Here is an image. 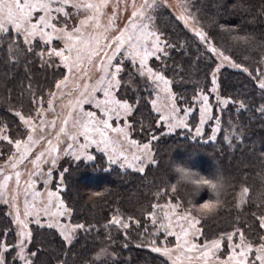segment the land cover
I'll return each instance as SVG.
<instances>
[{
  "label": "trees",
  "instance_id": "1",
  "mask_svg": "<svg viewBox=\"0 0 264 264\" xmlns=\"http://www.w3.org/2000/svg\"><path fill=\"white\" fill-rule=\"evenodd\" d=\"M187 2L198 21L196 27L202 28L213 44L233 62L247 67L254 75L256 67H264V63H259L264 58V15L261 14L264 0H243L245 7H250L249 11L235 6L237 0ZM153 18L158 31L178 45L170 50L163 74L172 80V90L181 112L185 108L194 109L191 119L195 123L200 103L192 98L198 96L201 89L210 94V73L217 67V60L167 7H158ZM241 36H247L249 43L234 38ZM8 44V40H0V126H7L10 138H22L17 135L22 121L15 113L31 115L37 107L32 103L34 97H43L42 109L49 106L50 93L63 79L66 70L55 57L58 67L42 66L41 59L28 53L22 42L18 41V46L14 45L11 50ZM125 64L120 74L122 80L128 79L132 71L127 61ZM151 67L159 69L160 62L153 60ZM134 83L135 90L122 87L118 94L135 105L130 119L133 137L141 143L147 142L150 134L158 137L152 142L156 163L143 173L112 167L101 155L93 163L68 165L63 177L62 198L72 209L71 222L95 227L91 231L79 230L72 244L66 246L55 229L33 226L28 247L29 253H36L32 264H169L149 246L152 239H156L159 245L164 239L163 233L158 237L147 233L141 235L146 226L145 215L153 210L152 205L169 201L179 202L182 209L191 210L192 215L201 221L203 241L231 232L234 227L241 228L254 244L260 235H264L252 215L253 212L264 215V162L261 160V154H264V115L256 111L264 105V91L238 68H225L219 72L221 96L231 101H243L246 108L238 111V103L230 102L221 115L222 132L216 142H206L209 128L205 139L194 138L187 131L166 134L161 123H157L159 115L152 108L154 92L144 88L143 79H136ZM0 145L2 163L13 148L6 141H0ZM177 169L213 181L222 178L224 187L217 197L206 187L197 189L189 180L183 179ZM242 187H247L249 192L245 197L247 202L238 209L236 205ZM94 193L101 195L95 196ZM217 199L220 203L214 212L204 214L199 211L202 202L215 203ZM113 215L140 220L141 226L127 230L113 226L105 230L104 225ZM147 227L149 232L155 231L150 222ZM109 234L111 240L107 238ZM0 239L8 245L16 240L14 225L4 206L0 207ZM102 249L107 250V255L97 259ZM3 255L6 264H22L21 260L11 259L16 250Z\"/></svg>",
  "mask_w": 264,
  "mask_h": 264
},
{
  "label": "snow or ice",
  "instance_id": "2",
  "mask_svg": "<svg viewBox=\"0 0 264 264\" xmlns=\"http://www.w3.org/2000/svg\"><path fill=\"white\" fill-rule=\"evenodd\" d=\"M118 2H123V0H118ZM108 3L109 0H0V40H8L10 50L14 45L18 46V41L22 42L28 53H32L41 59L42 66L58 67L59 65L53 59L58 57L66 69L63 79L55 84V89L61 90V95L64 94L63 89L73 83L69 79L70 76L75 77L77 73H80L79 79H90L88 74L93 66L99 74L92 85L85 83L81 88L78 83L75 84L79 95L74 101L69 102L70 110L62 120L59 131L55 134L56 144H53L51 139H46L43 134L45 127L54 128L56 123L55 119L46 120L44 118L41 107L43 97L33 98L32 103L37 107L31 115L25 116L19 111L15 113L22 121V127L17 135L26 138H10L7 134V126H0V141H6L8 145L14 148L5 165V167L13 170L15 176L16 189H14L15 194L12 196L13 201L20 195L22 172L18 170V165L23 164L28 159L36 144L41 141L47 144L43 151H40L34 159L29 161L33 165L34 171L28 172L29 178L23 188L24 215H33V212L29 211L31 207L36 216L42 212L44 215L52 217L53 221L48 223L47 227H58L66 246L72 244L78 230L91 231L95 226H86L83 223L61 224L59 217H70L72 209L68 208L59 198L58 192H48L47 199H43V194L35 190L36 180L33 179L34 176L46 175L47 179L44 181L46 184L52 178V167H55L58 159V155L54 154L61 152L60 144L63 143L60 139L61 135L68 141L63 149L64 155L74 156L76 160H80L85 149L91 145H96L101 152L110 149L109 163L116 164L119 157L120 167L123 168L127 165L129 168L143 173L146 163H156L153 159L152 142L158 137L150 134V139L144 143L131 139L129 130L132 128V124L127 120V117L132 115L135 105L118 97L117 93L120 92L121 88L135 90L134 81L143 79L144 88L152 89L156 93L157 99L151 103L160 113L157 123L159 124L161 121L167 123L170 131L177 127L187 128L188 124L185 123V120L188 113L194 110L193 108L183 109L184 118L177 119L176 114L181 111V108L177 107V97L170 90L172 80L163 74L167 67L165 61L170 56V50L178 47L177 44L170 42L164 33L153 26V13L161 6L163 0H142L139 5H137L136 0H132V11L127 23L119 28L118 34L112 36L111 39L95 31L101 28L102 9L106 8ZM181 3L183 11L179 19L184 21L186 26H188L189 21L198 23L195 13L189 10L187 0H181ZM53 5L56 6L53 7ZM69 5L78 12L83 10L86 13L85 18L80 19L78 24L72 26L70 30V13L66 11V7ZM235 6L244 11L250 10V7H245L243 0H237ZM261 14L264 15V11ZM115 20L116 13L114 11L109 18L108 28H105V32L114 27ZM89 26L94 31H89ZM220 28L224 30L223 25ZM191 30L207 46L208 50L221 60V63L210 73L212 87L208 93L218 92L216 74L223 66L224 61H228L232 67L242 70L256 83L258 89L264 91V67H256L254 75L247 67L232 62L229 56L213 44L211 38L202 28L193 27ZM232 30L228 29V31ZM234 38L249 43L247 36ZM54 40L63 41L64 47L59 49L52 47ZM179 46L182 47L183 45ZM37 48L40 50L36 51ZM14 56L15 53H13V58ZM150 59L160 62V68L151 67L149 65ZM125 61L132 71L128 79L122 80L120 74L126 67ZM94 62L96 63L94 64ZM259 63H264V58ZM177 69L179 70V66ZM27 87L31 89V85ZM95 93H101L102 98ZM160 93L164 94L163 97ZM56 98L55 91L50 93L49 109L52 108V100ZM192 99L194 102L198 100L201 105L199 126L194 129L195 136L200 137L203 125L207 120L213 119L211 116L212 105L209 103L210 95L205 94L201 89L198 96H194ZM214 99H219V97H214ZM157 100L162 101L161 107H156ZM230 102L238 103V111L246 108L243 101H231L230 98L220 101L224 105ZM84 105H94L101 115H97V112L94 111H85ZM256 111L264 115V105H261ZM36 118L39 120L38 124L35 122ZM121 120L125 121L123 126L119 124L114 126V121L119 122ZM216 120V128L212 129V135L206 142H212L216 139L215 133L220 130L219 113H217ZM171 121H175V123ZM69 122H71L70 127ZM38 132L39 134H37ZM109 133L115 135L110 136ZM79 137H84L86 142L79 143ZM129 148L137 150L131 154V159L126 154ZM0 155L3 154L0 153ZM85 158L88 161L95 159L93 155H86ZM261 160L264 162V154H261ZM42 164L50 165L46 174L41 167ZM64 171L66 172L67 169ZM177 171L183 179L189 180L197 189L206 187L212 190L217 197L220 194V189L224 187L222 178L217 177L213 181L196 176L195 173L186 172L184 169H177ZM4 172L5 169L0 167V177H2L0 178V199L4 203H8V186L13 176L4 174ZM59 181L58 189L62 186L63 172L59 174ZM171 190L174 192L175 188L173 187ZM248 192L247 187H242L239 202L236 205L238 209L247 202L245 197ZM94 195L99 196L101 193H94ZM156 195L159 196L160 193ZM37 198H41L39 199V206H37ZM219 203L218 199L215 203L212 201L202 202L199 211L204 214L212 213L217 209ZM152 209L145 215L146 226L141 235L147 233L150 236L158 237L162 232L164 239L160 241L159 246H157L156 239H152L149 246L152 252L161 253L172 260V264H184V262L187 264H264V235H260L259 241L254 244L245 236L241 228L234 227L231 232L221 233L215 239H206L202 243H197L195 241L203 235V229L196 227L200 220L192 215L191 210L182 209L179 202L172 203L171 201L164 204L154 203ZM252 215L258 221V228L264 231V215H257L255 212ZM15 222L20 226L17 242L8 245L3 239H0V264H6V257L3 253L12 250H16V255L11 257L12 260L18 259L24 261V264H32L30 257H34L36 253L31 252L25 255L26 244L31 239V232L28 230V224L20 219L18 207L16 208ZM34 222L40 224L39 219H35ZM147 222L155 227L154 232H149ZM113 226L127 230L132 226L139 228L141 222L132 217L124 218L120 215H113L104 225V228L108 230ZM125 235H127L126 232ZM169 236L175 238V244L172 248L167 247L164 242ZM107 238L111 240V235L109 234ZM124 246L127 247L126 244ZM140 246L137 245V247ZM225 249H227L226 252ZM221 252H225L223 258L220 256ZM173 253H175L174 256ZM101 255H107V250L102 249L101 253L97 255V259H100Z\"/></svg>",
  "mask_w": 264,
  "mask_h": 264
},
{
  "label": "rangeland",
  "instance_id": "3",
  "mask_svg": "<svg viewBox=\"0 0 264 264\" xmlns=\"http://www.w3.org/2000/svg\"><path fill=\"white\" fill-rule=\"evenodd\" d=\"M142 2V0H136L137 5H139ZM132 0H123V2H118V0H109L108 6L104 9H102L103 15L100 17V24H101V28L95 31H98L99 33H102L104 36H106L108 39H111L112 36L117 35L118 34V29L122 28L126 23H127V19L131 14L132 11ZM162 6L167 7L172 13L173 15L187 28L190 30L191 33H194V31H192L191 29L193 27H196L195 22L193 21H189L188 26H186L184 24V21L179 19V16L182 14L183 8H182V3L181 0H163V3L161 4ZM56 5H53V7H55ZM66 11H68L70 13V27L69 30L71 29L72 26H75L78 24L80 19H84L86 13L83 12V10H80L79 12L76 9H73L70 5L66 7ZM115 11L116 13V20H115V25L113 28L108 29L107 32H105V28H108V21L109 18L113 15V12ZM154 14V13H153ZM37 15H39V13H37ZM153 26L156 28L155 24H154V19H153ZM157 29V28H156ZM158 30V29H157ZM89 31H94L90 26H89ZM102 42H104L102 40ZM52 47L55 48H63L64 47V43L63 41L60 40H54ZM205 49L208 50L207 46L205 45ZM210 52V51H209ZM217 60V66L221 63V60L219 57H217L214 53L210 52ZM59 64L63 67V65L60 63V59L58 57H55ZM155 59H150L149 60V65L151 66L152 61ZM232 61V60H231ZM126 62V61H125ZM233 62V61H232ZM96 62H94L95 64ZM64 68V67H63ZM225 68H229V69H237L231 66V63L228 61H224L223 62V66L220 67L219 72H221L223 69ZM65 69V68H64ZM66 70V69H65ZM219 72L216 74L217 75V84H218V74ZM89 77L85 78V79H79L80 77V73H77L75 77L70 76L69 79L73 81V83L69 84V86L67 88L63 89V95H61V90L59 89H55L54 91L56 92L57 98L52 100V108L49 109V106H47L46 108L42 109L44 112V118L46 120H53L55 119V127H45L44 128V135L46 137V139H51L53 144H56V139H55V134L59 131V128L62 126V120L64 119V117L67 115L68 111L70 110V105L69 102L70 101H74L76 99V97L79 95L78 90L75 87V84L78 83L81 88L83 87V85L85 83L92 85L95 83L96 78L98 77V73L95 70V67L93 66L91 68V70L89 71ZM170 90L171 92L174 94L173 90H172V85H170ZM95 95H97L98 97L102 98V94L101 93H95ZM118 97L119 94L117 93ZM161 97H163V93H160ZM210 99H209V103L212 105V112H211V116L213 117V119L207 120L206 123L203 125V130H202V135L200 137H196L195 133H194V129L195 127L199 126V120H200V107L198 109V115L196 116V118H194L195 123L192 122L191 116L194 114V111H191L190 113H188L187 115V119L185 120V123L188 124L187 128H183V127H177L174 128L173 130H169L167 123L161 121V125L164 127L165 129V133L166 134H174L176 132H180V131H187L190 132L194 135V138H200V139H205V135L207 133V129H210V135L208 136V138L212 135V129L216 128V124H217V113H219V128L220 130L217 131L215 133L216 135V139L215 141L212 142H216L219 134L222 132V112L226 109V107L229 105V103L227 105H224L222 103H220L221 100L225 99L221 96V92H220V88L218 85V92L216 93H210ZM219 97V99H214V97ZM212 97L213 100L212 101ZM120 98V97H119ZM156 93L154 92L153 100H156ZM177 105V102H176ZM162 106V101L161 100H157V104L156 107H161ZM178 107V105H177ZM152 108L154 110V112L160 116V113H158L156 111V108L153 107ZM54 109V111H53ZM84 110L85 111H94L97 112V115H101L99 113V111L95 108L94 105H84ZM185 113L183 112H178L176 114L177 119H183L184 118ZM132 115H130L129 117H127V120L130 121ZM35 122L38 124L39 120L38 118L35 119ZM172 123H175V121H171ZM125 123L124 120H121L119 122H113L114 126H116L117 124L123 126ZM132 124V123H131ZM71 126V122H69V127ZM133 128V127H132ZM132 128L129 130L130 132V137L131 139L136 140L133 137V130ZM39 134V132L37 133ZM95 136V134H93ZM110 136L115 135L112 133H109ZM22 138H26V137H22ZM35 138V137H34ZM208 138H206L205 140H208ZM61 141H63V143L60 144V148H61V152L59 154H54V155H58V159L56 162L55 167H52V178L48 180V182L45 184V179H47L46 175H42L41 177H33L34 180H36V185H35V190L39 191L43 194L42 198L43 199H47V193L48 192H58L59 194V198L63 200L62 198V192L64 190V182L62 181V186L58 189L57 185L58 183H60L59 181V174L61 172H63V177H64V173H65V169H67V166L70 165L71 163H77V162H86V163H93L96 161L97 157L99 155L103 156L106 161L108 162V165L112 166V167H118L122 170H131V171H135L133 168H129L127 167V165H125V167H120L119 164V160L120 158H117V163L116 164H111L108 161V155L110 152V149L108 151L105 152H101L96 145H91L89 148L84 150V155H81V159L80 160H76L74 156H69V155H64L63 149L65 147V145L68 143L67 140H65V138L63 137V135H61L60 137ZM137 141V140H136ZM86 141L84 140V137H79V143H85ZM141 143V142H140ZM75 146V145H74ZM47 147V144L44 141H41L40 143L36 144L31 152V155L28 157L27 160L24 161L23 164L18 165V170H21L22 174H21V184H20V195L18 196V198L13 201L12 200V196L15 194L14 193V189H16V184H15V176H14V172L11 168H7L5 167L6 165V161L7 159L0 163V167H3L5 169L4 174H10L13 176L12 180L9 181V186H8V196H7V200L8 203H4V201L2 199H0V207L4 206L7 208L8 211V215L12 220V223L14 225V229H15V233H16V240L15 243L17 242V233L20 231V226H18L15 222V214H16V208L18 207L20 210V219L24 220L27 224H28V230L31 232V238H32V228L33 226H40V227H47V224L53 221V218L50 216H46L44 215L42 212L40 213L39 216L35 215V211L30 207L29 211L33 212V215L30 216H25L24 215V194H23V188L26 186L25 182L28 180V172L29 171H34L33 165L31 163H29L30 160L34 159L35 156L40 152L43 151L45 148ZM103 147V146H101ZM13 148V146H12ZM14 151V148L11 150L10 155L12 154V152ZM137 150L135 148H129L128 152L126 153L127 155H129V159H131V154L136 152ZM152 151H153V159L155 160V152L154 149L152 147ZM86 155H93L95 157V159L93 161H88L85 157ZM115 155V154H113ZM155 164V163H154ZM152 164H145V170L147 169L148 166H150ZM41 167L44 170V173L46 174L50 165L48 164H42ZM213 168V167H212ZM137 172V171H135ZM145 172V171H144ZM2 178V177H0ZM39 199L41 198H37V206H39ZM64 202V200H63ZM54 203H55V199H54ZM64 204L66 205V203L64 202ZM67 206V205H66ZM68 207V206H67ZM53 210H55L53 208ZM71 216L70 217H59V221L61 224L64 223H69V224H74L71 222ZM35 219H39L40 220V224L35 223ZM197 228H202L201 227V221L198 225H196ZM48 228V227H47ZM52 229H55L56 231H58V233L60 234V229L58 227H53ZM178 230V229H177ZM79 232V230L77 231V233ZM77 233L75 234V237L77 235ZM61 235V234H60ZM62 236V235H61ZM74 237V239H75ZM169 241L167 242V240H165V245L169 248L174 247L175 244V238L174 237H168ZM73 239V240H74ZM172 240V241H171ZM31 242L30 241L26 244V248H25V255H28V247L29 244ZM195 242L197 243H202V235L199 236L198 240H196ZM167 243V244H166ZM159 246V245H157ZM227 251V249H225V252ZM225 252H221L220 256L221 258H223ZM158 255H160L161 257H163L165 260H167L169 262V264H172V260H170L168 257L162 255L161 253H156ZM175 255V253H173V256ZM31 261H32V257H30ZM21 263L24 264V261L21 260ZM184 264H187V262H184Z\"/></svg>",
  "mask_w": 264,
  "mask_h": 264
}]
</instances>
